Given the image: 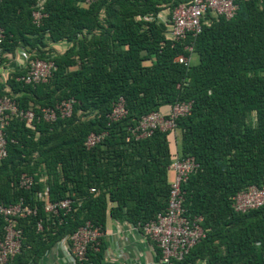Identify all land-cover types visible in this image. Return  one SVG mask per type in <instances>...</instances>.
Instances as JSON below:
<instances>
[{"label":"trees","instance_id":"obj_1","mask_svg":"<svg viewBox=\"0 0 264 264\" xmlns=\"http://www.w3.org/2000/svg\"><path fill=\"white\" fill-rule=\"evenodd\" d=\"M37 1L0 0L2 51L21 47L28 58L55 65L45 82L25 83L24 67L0 85V95L35 114L32 127L12 117L4 129L0 202L36 209L16 218L21 246L9 264H39L86 221L104 230L108 216L136 225L163 212L169 134L154 129L136 138L131 129L142 115L165 113L180 101H191V108L176 119L177 152L198 163L181 186L185 214L201 215L206 235L170 264H264V206L245 213L232 207L238 191L264 187V0H236L230 19L207 13L196 36L176 41L166 38L156 15L166 10L170 16L189 0H43L36 25L31 13ZM60 42L68 45L62 53L52 46ZM188 44L198 61L187 66L174 59L189 54ZM119 96L127 113L109 122ZM67 98L75 100L69 117L42 119L43 108ZM102 132V140L85 145L89 133ZM22 174L33 178L28 188L19 184ZM63 199L71 200L69 211H44L46 201ZM5 225L0 216V240ZM78 264L114 263L104 260L101 238L98 250L90 247Z\"/></svg>","mask_w":264,"mask_h":264},{"label":"built area","instance_id":"obj_2","mask_svg":"<svg viewBox=\"0 0 264 264\" xmlns=\"http://www.w3.org/2000/svg\"><path fill=\"white\" fill-rule=\"evenodd\" d=\"M97 0H85L86 3H92ZM43 0H38L32 10V21L36 25L40 24ZM238 9L236 0H189L179 3L175 6L170 16L165 17L156 15V19L163 22L166 26L164 31L167 39L171 41L183 40L187 36L194 37L201 30L202 25L206 23V14L214 17L223 16L226 19L232 18ZM145 18L153 19L152 15ZM4 38L3 29L0 27V43ZM188 55L180 54L175 57V61L190 65L191 55L193 53L192 45L184 46ZM25 74L21 79L25 83H41L48 80L52 71L55 69L54 62L49 59L28 58L25 66ZM74 98L63 99L53 107H45L41 110L42 119L48 122L59 118L69 117L72 113ZM191 101L175 102L167 112L159 110L144 114L139 119L137 125L131 129L136 137H145L152 133L154 129L167 132L169 137L176 131V119L185 116L190 112ZM127 110L124 104V98L119 96L112 104L110 112L107 114L109 122L117 121L125 116ZM34 112L31 109L24 110L20 108L14 98L8 95H0V160L6 154L5 126L12 117L24 119L26 126L32 127L34 121ZM106 132L89 133L85 140V145L91 147L98 143ZM198 168V163L192 156L181 157L176 151H172L171 162L167 167L172 171L170 190L167 206L163 212L142 224H132V227L139 231L143 237L152 241L160 251V264H170L172 260H181L189 250L196 245L206 235V228L203 227V218L201 215L187 216L184 207V192L181 188L183 182L189 175ZM33 183L31 175L22 174L20 177V186L28 188ZM41 196V194H39ZM42 197V196H41ZM71 200L63 199L58 202L46 201L44 211L57 213L60 209L65 212L70 210ZM264 206V187L249 185L238 191L233 196L232 207L234 211L245 213L252 209ZM36 209L24 204L22 201L13 204H3L0 202V216L6 222L5 233L0 240V264H9V261L16 255L21 246V230L16 227V218L25 217L34 214ZM37 228L41 229L40 222ZM104 230L86 221L79 226L70 236L61 238L56 245L60 247L68 260L73 264L86 259L87 250L92 247L98 250Z\"/></svg>","mask_w":264,"mask_h":264},{"label":"crops","instance_id":"obj_3","mask_svg":"<svg viewBox=\"0 0 264 264\" xmlns=\"http://www.w3.org/2000/svg\"><path fill=\"white\" fill-rule=\"evenodd\" d=\"M166 10L160 11L158 14L162 17L167 15ZM159 21V18H158ZM56 52L62 53L67 48V43L60 42L52 45ZM0 85H5V81L9 75L27 64L28 55L25 49L18 47L14 53L3 52L0 48ZM198 61L195 53L191 55V62ZM8 89L7 86L4 87ZM167 110V108L165 109ZM175 140L174 148L170 138L171 150H179L180 132L175 131L172 136ZM102 243L104 244V260L114 264H160L157 259V250L155 244L132 227L131 223L119 222L111 217L106 218L104 232L102 235ZM39 264H73L68 260L63 250L55 245L42 256ZM203 264V263H202Z\"/></svg>","mask_w":264,"mask_h":264},{"label":"rangeland","instance_id":"obj_4","mask_svg":"<svg viewBox=\"0 0 264 264\" xmlns=\"http://www.w3.org/2000/svg\"><path fill=\"white\" fill-rule=\"evenodd\" d=\"M171 138V142H172V146L174 148V144H175V140L170 136ZM172 175H173V172L172 171H168V180L170 181L172 179Z\"/></svg>","mask_w":264,"mask_h":264}]
</instances>
